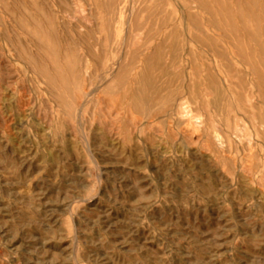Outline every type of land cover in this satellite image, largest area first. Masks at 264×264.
Listing matches in <instances>:
<instances>
[{"label":"rangeland","instance_id":"374dc122","mask_svg":"<svg viewBox=\"0 0 264 264\" xmlns=\"http://www.w3.org/2000/svg\"><path fill=\"white\" fill-rule=\"evenodd\" d=\"M0 264H264V0H0Z\"/></svg>","mask_w":264,"mask_h":264},{"label":"bare ground","instance_id":"6f19581e","mask_svg":"<svg viewBox=\"0 0 264 264\" xmlns=\"http://www.w3.org/2000/svg\"><path fill=\"white\" fill-rule=\"evenodd\" d=\"M225 10V9H224ZM226 23V22H225ZM158 46V45H157ZM104 76V75H103Z\"/></svg>","mask_w":264,"mask_h":264}]
</instances>
